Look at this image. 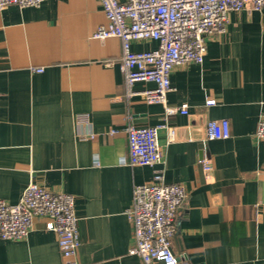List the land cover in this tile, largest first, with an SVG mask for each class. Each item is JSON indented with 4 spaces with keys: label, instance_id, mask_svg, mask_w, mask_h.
<instances>
[{
    "label": "crops",
    "instance_id": "crops-1",
    "mask_svg": "<svg viewBox=\"0 0 264 264\" xmlns=\"http://www.w3.org/2000/svg\"><path fill=\"white\" fill-rule=\"evenodd\" d=\"M106 22L98 0L0 9V199L16 204L31 181L71 194L78 264H143L131 252L125 211L133 186L159 171L186 191L171 240L179 264H264V140L255 136L264 111V8L229 13L225 31L206 39L201 65L172 69L166 105L186 104V115L147 104L139 93L150 82H135L127 96L120 40L92 38ZM156 46L140 41L131 49ZM77 114L88 115L89 127L75 124ZM219 120L228 121L229 137L206 140L207 122ZM163 122L175 131L172 143L158 131L163 163L129 166L126 128ZM89 132L93 139L79 137ZM0 264L64 260L56 234L36 218L25 238L0 240Z\"/></svg>",
    "mask_w": 264,
    "mask_h": 264
},
{
    "label": "built area",
    "instance_id": "built-area-1",
    "mask_svg": "<svg viewBox=\"0 0 264 264\" xmlns=\"http://www.w3.org/2000/svg\"><path fill=\"white\" fill-rule=\"evenodd\" d=\"M44 0H0V9L16 6L19 9L38 8ZM106 18L92 34L93 39L118 38L121 42V71L127 88L135 82H150L154 87L139 94L147 104H162L165 115H186L187 105L172 108L166 105L171 91L170 74L178 65H201L206 54V39L225 31L228 14L249 10L259 12L264 0H98ZM153 41L156 48L135 52V42ZM31 71L40 73L42 68ZM215 104L207 99L206 106ZM86 114H77L75 124L89 127ZM167 132V143L175 141V131L167 122L155 127L126 128L128 165H161L164 147L158 142V131ZM116 133L111 130L109 134ZM206 140L227 139V120L208 121ZM255 136L264 140V111L259 116ZM93 139V134L79 135ZM200 165L210 171V161L202 159ZM186 199L182 185L168 184L161 172L154 173L146 184L134 185L131 205L125 211L132 223L134 247L132 253L143 264H179L171 249V240L177 230V214ZM75 198L71 194L53 193L31 181L16 204L0 199V240H20L32 229L34 219L45 220V230L54 232L64 264H78L75 254L80 246L78 219L74 212Z\"/></svg>",
    "mask_w": 264,
    "mask_h": 264
}]
</instances>
